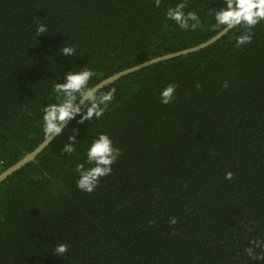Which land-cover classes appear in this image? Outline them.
I'll return each mask as SVG.
<instances>
[{"label": "trees", "instance_id": "16d2710c", "mask_svg": "<svg viewBox=\"0 0 264 264\" xmlns=\"http://www.w3.org/2000/svg\"><path fill=\"white\" fill-rule=\"evenodd\" d=\"M179 4L185 23H196L187 16L193 12L199 27L181 29L166 17ZM222 5L0 0V173L44 141L42 109L59 102L53 89L66 73L88 68L98 74L88 82L94 87L199 45L224 28L212 15ZM251 33L237 45L248 35L237 26L205 49L100 89L97 99L116 90L98 105L103 115L81 121L83 105L33 162L0 184V264H264L245 252L249 241L264 242V21ZM65 46L76 50L65 55ZM169 83L174 98L161 104ZM100 132L120 154L89 193L77 188L75 166ZM60 243L67 251L57 255Z\"/></svg>", "mask_w": 264, "mask_h": 264}, {"label": "clouds", "instance_id": "9594fccd", "mask_svg": "<svg viewBox=\"0 0 264 264\" xmlns=\"http://www.w3.org/2000/svg\"><path fill=\"white\" fill-rule=\"evenodd\" d=\"M159 0H157V4ZM183 4L176 5L174 9H168L165 13L166 17L177 22L181 29H196L200 26V20L196 18L195 13L189 12L187 16L196 20L195 24L188 25L185 23L184 13L181 9ZM215 20L214 27L236 28L243 26L247 29L248 35L236 37L237 45L241 42L249 41L252 38L251 28L258 22L264 21V0H223V5L216 9L213 13ZM37 32H43L44 27L40 25L36 29ZM75 48L65 46L62 52L65 55L71 56L75 52ZM98 75L88 68H82L78 72H68L65 75L64 83L56 84L53 91L56 94L59 102L50 103L43 107L44 115L41 118V128L43 139L47 141L50 135L59 134L61 128L60 123L65 119H72L81 111L80 107L75 103L80 99H84L85 112L80 117L81 121L91 119L94 116L100 117L104 114L105 108L99 107L100 104H107L113 100L115 88L109 89L107 92H101L97 99V92L92 86H88L90 77ZM175 84H167L159 91V101L161 104H168L174 97ZM61 95L63 99H61ZM71 140L72 137H69ZM66 152L72 153L74 149L65 145L63 149ZM120 154V150L115 148L110 137L104 133H97L91 143L85 149L86 159L83 163H76L75 171L78 174L76 186L78 189L91 193L99 183V178L109 175L112 171V165ZM85 165H91L85 167ZM232 173H225V179H231ZM176 218L170 217L169 224H175ZM249 247L245 249L246 254L252 260L264 259V251L259 253L254 251L255 247H260L264 250V242L259 239L249 241ZM57 255H61L67 251V245L60 243L54 249Z\"/></svg>", "mask_w": 264, "mask_h": 264}, {"label": "water", "instance_id": "95a60500", "mask_svg": "<svg viewBox=\"0 0 264 264\" xmlns=\"http://www.w3.org/2000/svg\"><path fill=\"white\" fill-rule=\"evenodd\" d=\"M232 29V28H231ZM230 28L224 27L220 32H218L216 35H214L213 37H211L210 39H208L207 41L193 46L191 48L188 49H184L181 51H177V52H173V53H169L160 57H156L154 59H151L147 62L138 64L136 66H133L131 68L122 70L104 80H102L101 82H99L98 84H96L93 87V90L95 92H98L100 89L104 88L105 86L113 83L114 81L125 77L129 74H132L134 72H137L141 69H144L146 67H149L151 65L157 64L159 62L162 61H166L169 60L171 58L174 57H178V56H182V55H187L190 53H194L197 51H200L202 49L207 48L208 46L214 44L215 42H217L219 39H221L224 35H226L228 33L229 30H231ZM84 99H80L76 104L78 107H80V109L82 108V106L84 105ZM71 119H65V121L61 122L59 127L61 128V131L68 125V123L70 122ZM58 134H52L49 136V138L47 139V141H43L41 144H39L34 150H32L31 152L27 153L23 158H21L19 161H17L15 164H13L12 166L8 167L6 170H4L2 173H0V184L5 181L9 176H11L13 173H15L16 171H18L19 169H21L23 166H25L26 164L33 162L35 160V158L47 147L49 146V144L56 138Z\"/></svg>", "mask_w": 264, "mask_h": 264}]
</instances>
